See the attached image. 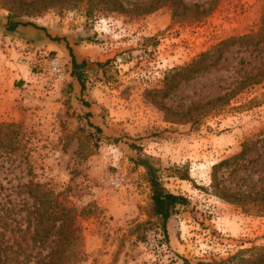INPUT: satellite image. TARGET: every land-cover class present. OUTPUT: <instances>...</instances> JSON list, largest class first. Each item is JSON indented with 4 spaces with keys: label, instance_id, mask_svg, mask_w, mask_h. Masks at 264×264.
<instances>
[{
    "label": "rangeland",
    "instance_id": "rangeland-1",
    "mask_svg": "<svg viewBox=\"0 0 264 264\" xmlns=\"http://www.w3.org/2000/svg\"><path fill=\"white\" fill-rule=\"evenodd\" d=\"M118 3L122 9L101 0H0L3 17L44 27L63 46L11 40L5 50L0 123L18 125L21 148L0 151V243L13 245L3 253L25 262L53 246L54 236L42 246L32 240L33 209L41 204L27 192L31 181L52 208L83 210L74 264H248L250 254L264 253L262 201L223 199L212 166L247 143L216 180L232 194L264 193V78L241 87L264 68V41L235 42L219 59L216 47L257 32L264 0ZM66 45L85 62L83 90L70 75ZM207 51L201 70L163 95L170 72ZM56 54L66 64L60 85L48 71ZM16 73L24 77L17 87ZM233 90L224 106L194 110ZM135 159L151 162L163 185L188 199L168 220L167 239L150 212L146 168Z\"/></svg>",
    "mask_w": 264,
    "mask_h": 264
},
{
    "label": "trees",
    "instance_id": "trees-1",
    "mask_svg": "<svg viewBox=\"0 0 264 264\" xmlns=\"http://www.w3.org/2000/svg\"><path fill=\"white\" fill-rule=\"evenodd\" d=\"M178 1V0H175ZM104 4L110 5L113 8L122 9V4L118 3V0H101ZM21 24L20 22H12L10 20V16L7 17L6 20V29L14 31L16 27ZM28 23H22L21 25H27ZM37 29L45 30L44 27L37 26L36 24H31ZM52 40H58V38H51ZM243 46L248 45H258L264 41V15L262 17L260 28L257 32L252 34H246L240 36L238 38H227L220 42V44L214 48V50H218L217 59L221 57L222 51L224 48L229 45H233L235 42H239ZM68 49V53L70 56L71 63V71L70 75L75 78V81L78 83L80 89H84V80H83V70L85 68V62H78L72 48L69 45H66ZM214 51H212L213 53ZM211 57V52L207 51L200 55L199 58L193 60L191 63L181 67L180 69H174L170 72V77L166 79L165 89L163 95L172 91L178 85L180 80L188 78L193 73H197L203 67V62L206 61L207 58ZM215 59V60H217ZM177 76V77H176ZM264 78V68H258L256 73L252 76L246 77L244 83L241 87H244L249 84H254L260 82ZM242 84V83H241ZM240 84V85H241ZM236 93V90L226 92L223 95L217 96L211 100H208L204 104H199L196 106L194 110L200 108H207V110L217 109L221 106H224L229 98ZM167 109V108H165ZM191 109H187L184 114L186 119H191ZM171 114H176L171 112ZM18 125L14 123H0V151L5 152H15L19 148H21V143L18 144L17 135H18ZM264 140V137L263 139ZM248 147L247 143H244V147ZM245 147V148H246ZM243 149L240 154L232 158H228L220 161L219 163L212 166V179L213 186L215 190L218 191L219 195L231 202H238L241 197H245L249 200V202H261V209H264V193L255 192V193H247L244 194L242 192H234L233 194L228 190H222L219 188V183L217 182V170H219L223 166H228L231 162L235 161L236 158L243 155L246 149ZM142 165L146 168V177L150 186L151 196H150V212L158 218L159 226L162 231L164 238L167 239V223L173 212L175 211L178 205H185L188 202V199L180 194H175L169 191L161 182L156 167L149 162L148 160H140L135 159L134 162ZM138 161V162H137ZM28 194L35 200L39 201L41 204L37 206L34 202V219H33V235L32 240L34 243L38 244V246H42L45 242L52 236L50 240L52 243V247L50 251L45 255L41 256V252H36L25 262H14L12 259L8 258L3 252L8 249H12L13 245H4L0 243V264H74V260L78 253H80L79 249V241L80 236L74 232V227L76 224V218L80 217L79 215L83 214V210L77 213L76 209L72 205L68 204H58L55 208L53 206H49L46 204L47 200L41 201L40 197L46 195V192L39 188L35 183L29 182L27 185ZM48 194V193H47ZM36 201V202H37ZM48 203V202H47ZM0 224L1 227H3ZM6 226V225H4ZM142 223L136 225V228H140ZM5 228V227H4ZM264 253L259 255L253 253L250 254L244 260V263L248 264H260L264 263ZM11 260V261H10ZM183 264H192L187 259L182 258Z\"/></svg>",
    "mask_w": 264,
    "mask_h": 264
},
{
    "label": "crops",
    "instance_id": "crops-1",
    "mask_svg": "<svg viewBox=\"0 0 264 264\" xmlns=\"http://www.w3.org/2000/svg\"><path fill=\"white\" fill-rule=\"evenodd\" d=\"M0 15L1 11H0ZM6 20L7 18L0 16V80L1 75L4 72H8V68L5 67V56H9L5 53L8 44L11 40L17 44L26 43V41H34L39 44H46L47 49L57 50L62 52V45L60 43L55 44L48 38V32L44 30H39L31 26H25L19 24L14 31L6 29ZM49 39V40H48ZM42 46V45H40ZM24 77L19 74H14V78H12L13 84L16 87L23 81Z\"/></svg>",
    "mask_w": 264,
    "mask_h": 264
},
{
    "label": "built area",
    "instance_id": "built-area-1",
    "mask_svg": "<svg viewBox=\"0 0 264 264\" xmlns=\"http://www.w3.org/2000/svg\"><path fill=\"white\" fill-rule=\"evenodd\" d=\"M48 71L54 83L60 85L66 78V64L59 55H54L48 59ZM116 183L118 180L116 179Z\"/></svg>",
    "mask_w": 264,
    "mask_h": 264
}]
</instances>
